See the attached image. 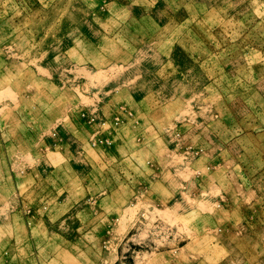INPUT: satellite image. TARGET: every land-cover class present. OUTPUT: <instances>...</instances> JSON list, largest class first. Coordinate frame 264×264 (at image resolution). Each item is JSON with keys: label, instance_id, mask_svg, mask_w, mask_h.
<instances>
[{"label": "rangeland", "instance_id": "1", "mask_svg": "<svg viewBox=\"0 0 264 264\" xmlns=\"http://www.w3.org/2000/svg\"><path fill=\"white\" fill-rule=\"evenodd\" d=\"M0 203V264H264V0H0Z\"/></svg>", "mask_w": 264, "mask_h": 264}, {"label": "crops", "instance_id": "2", "mask_svg": "<svg viewBox=\"0 0 264 264\" xmlns=\"http://www.w3.org/2000/svg\"><path fill=\"white\" fill-rule=\"evenodd\" d=\"M73 66V65H72ZM80 67H81V65H79ZM79 66H75L74 68L75 69H78V67ZM79 67V68H80ZM84 77V76H83ZM87 79H89V80H92L91 78H89V77H87ZM90 84H92V85H95V82L92 80V83L90 82ZM104 88V86H102V87H100L99 89H101V91H103L102 89ZM94 98H98V97H94ZM93 98V99H94ZM134 107H138V105H137V103H133L132 104V109H134ZM55 115V114H54ZM125 117L126 118H128V116L127 115H125ZM129 123V122H128ZM113 124V123H112ZM52 125H54V123L52 124ZM112 126H114V124L112 125ZM98 132H94V133H90V134H88L87 136H85V137H81V138H79V137H77L76 138V135H74L73 137H72V139L73 140H77V141H80L81 143H80V145H82L84 148H87V150L90 148V143L92 142V144H95L96 143V138L98 137V134H97ZM75 142V141H74ZM15 147V146H14ZM57 169V168H56ZM46 209H47V205H46ZM45 209V210H46ZM38 210V212H42L41 211V209L40 208H38L37 209ZM8 218L10 219V216H8Z\"/></svg>", "mask_w": 264, "mask_h": 264}, {"label": "bare ground", "instance_id": "3", "mask_svg": "<svg viewBox=\"0 0 264 264\" xmlns=\"http://www.w3.org/2000/svg\"><path fill=\"white\" fill-rule=\"evenodd\" d=\"M3 205H1V203H0V208L2 207Z\"/></svg>", "mask_w": 264, "mask_h": 264}]
</instances>
